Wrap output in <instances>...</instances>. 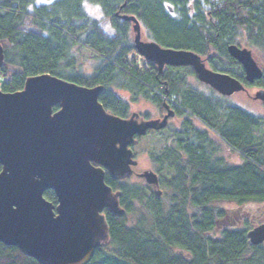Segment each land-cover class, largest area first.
Returning a JSON list of instances; mask_svg holds the SVG:
<instances>
[{
  "label": "trees",
  "instance_id": "16d2710c",
  "mask_svg": "<svg viewBox=\"0 0 264 264\" xmlns=\"http://www.w3.org/2000/svg\"><path fill=\"white\" fill-rule=\"evenodd\" d=\"M89 4L110 28L91 17ZM122 15L135 17L162 47L193 51L249 89L264 88V79L247 84L227 52L230 44L243 43L264 58V0H0L3 92L21 91L29 77L50 74L102 86L100 103L121 118L129 117L132 102L145 99L162 112L170 105L179 119L166 135H155L163 146L149 155L160 197L147 185L106 176L121 193L125 214L105 211L109 241L89 264H264V244L248 243V232L264 222V209L251 215L218 206L264 205V116L191 84L190 69L159 73L136 54L132 23ZM82 50L97 63L92 73L77 68ZM224 149L241 162L231 163ZM45 197L57 205L53 191ZM0 264L39 263L0 242Z\"/></svg>",
  "mask_w": 264,
  "mask_h": 264
},
{
  "label": "water",
  "instance_id": "95a60500",
  "mask_svg": "<svg viewBox=\"0 0 264 264\" xmlns=\"http://www.w3.org/2000/svg\"><path fill=\"white\" fill-rule=\"evenodd\" d=\"M123 18L134 22L137 53L156 64L159 73L165 66L192 67L201 82L224 96L246 90L238 79L208 69L194 52L143 41L137 19ZM228 51L242 65L246 82L264 78L250 50L231 45ZM4 57L0 42V67ZM102 91V86L83 87L50 74L29 77L22 91H0V242L39 264L92 261L109 241L105 210L125 214L121 193L106 183V174L114 180L131 178L138 165L132 149L137 137L165 128L174 116L165 105L163 119L120 118L100 103ZM255 99L264 102V90ZM138 176L159 187L152 170ZM47 191L55 193L57 205L45 198ZM248 243L264 244V222L248 232Z\"/></svg>",
  "mask_w": 264,
  "mask_h": 264
},
{
  "label": "rangeland",
  "instance_id": "374dc122",
  "mask_svg": "<svg viewBox=\"0 0 264 264\" xmlns=\"http://www.w3.org/2000/svg\"><path fill=\"white\" fill-rule=\"evenodd\" d=\"M43 1V0H41ZM48 2V0H45ZM42 4V3H40ZM208 7L206 6V9ZM88 11L92 18L98 19V20H106V28L110 27V23L108 19H105L104 15L101 11L98 10V8L93 7L92 5H88ZM142 39L145 40L146 36L142 35ZM242 47H248L243 43H240ZM249 48V47H248ZM252 50V49H251ZM253 54L256 58V60L259 61L261 67L264 69V58L260 54H256L254 50ZM77 68L78 70H82L84 73H92L94 70V67L96 66V62L94 61L93 54L90 53V51H83L79 55V60L77 61ZM189 82L191 84L196 85L197 83L195 80L190 79ZM257 92V89H251L247 92H242L234 95L231 99V101L237 105H240L243 108L249 109L253 111L254 113L261 114L264 116V103L260 100H254L253 96ZM159 109L153 105L152 103H149L146 100L139 99L136 102H132L131 110L130 112H135L139 114H147L152 118L159 117ZM167 132L163 133V135H166ZM162 141L161 139L156 138L155 135L148 136L144 138L140 143H138L136 146L133 147L134 152L136 153L137 159H138V165L134 168L135 176H133L131 179L127 180L126 183L130 186H144L146 185L145 182L137 177V174L142 173L145 170L153 169L152 163L150 161L149 155L150 152H158L162 149ZM225 154L228 156V159L231 163L238 164L241 162V158L237 155L232 153L231 151H228L224 149ZM165 199L163 200V202ZM220 207L226 208L230 210L231 212H238L241 210V212L244 213H250L253 214H259L261 209H264V205L262 204H247L243 206L242 208L237 207L235 203H219ZM139 209L140 207H136ZM242 213H235L233 216H235L238 219V216L243 215ZM140 214V213H138Z\"/></svg>",
  "mask_w": 264,
  "mask_h": 264
},
{
  "label": "flooded vegetation",
  "instance_id": "af4514ba",
  "mask_svg": "<svg viewBox=\"0 0 264 264\" xmlns=\"http://www.w3.org/2000/svg\"><path fill=\"white\" fill-rule=\"evenodd\" d=\"M168 7V6H167ZM170 11V13L171 14H173V11H171V10H169ZM195 15V14H194ZM118 16V15H117ZM204 22V20H202V22H199L198 23V26L199 25H201L202 23ZM144 35L146 36V32L144 31ZM147 37V36H146ZM148 38V37H147ZM148 40H149V38H148ZM231 45H235V44H230L229 46H231ZM228 46V47H229ZM228 47H227V52H228V54H229V51H228ZM165 48V47H164ZM230 55V54H229ZM231 56V55H230ZM241 66V65H240ZM211 68V67H210ZM241 68H242V72L244 73V70H243V67L241 66ZM188 73H195L194 72V70H189V71H187ZM221 72V71H220ZM193 80H195V81H197L198 82V80H197V77H196V75L195 74H193L192 75V77H191ZM199 84H200V86H199V88H201V89H206V90H209L210 92H213L214 94H213V96L214 97H218L219 96V94L217 93V92H214V90L213 89H211L209 86H207V85H205V84H202V83H200V82H198ZM250 89H254V88H250ZM159 111V110H158ZM166 113V112H165ZM165 113H162V112H160L159 111V117H157V118H162L163 116H164V114ZM143 117V116H142ZM146 120L147 119H150L149 117H144ZM179 119L177 118V117H175V116H173V118L172 119H170V121H169V126L166 128V129H162V130H154V131H152V132H150V133H153V135L155 134V135H157V134H161V133H163V132H165V131H167V129H169V128H171V127H174L175 126V124H173L174 122H176V121H178ZM171 123V124H170ZM205 131H207V132H210L211 133V135H212V137H213V139H214V141H216L217 142V138L213 135V133L211 132V131H208L206 128H205Z\"/></svg>",
  "mask_w": 264,
  "mask_h": 264
}]
</instances>
